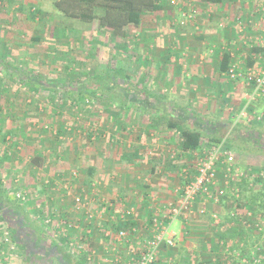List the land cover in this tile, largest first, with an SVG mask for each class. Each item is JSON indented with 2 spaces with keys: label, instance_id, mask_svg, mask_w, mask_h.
Here are the masks:
<instances>
[{
  "label": "crops",
  "instance_id": "obj_1",
  "mask_svg": "<svg viewBox=\"0 0 264 264\" xmlns=\"http://www.w3.org/2000/svg\"><path fill=\"white\" fill-rule=\"evenodd\" d=\"M166 1L168 11L170 9L171 11L167 13L164 0H158L161 4L160 13H158L161 24L159 27H154L150 23L148 29L147 39L152 42L150 47L153 55L145 57V60L147 59L145 69L147 85L134 83L135 89L130 85L133 91L143 92L142 102L145 101L148 106L155 107L156 110H153L152 115L149 116L152 120L160 115L159 122H154L159 125L161 131L156 130L158 125L150 121L145 125L127 124L126 121H122L123 113L120 117L116 113L114 131L106 135L104 133L101 135V132L99 134L92 132L91 121L83 125L82 135L88 137L86 141L96 138L102 140L95 148H89L88 144L81 143L79 137V140L71 138L74 140L71 142V149L66 153L60 150L52 152L48 147L43 152L37 148L38 142L41 146V136L38 139L36 129L31 127V125L35 126L38 121L36 110L34 119L24 117L22 120L23 117L19 118L17 114L14 118L18 121L11 119L7 121L2 116L0 119L1 123L15 124L6 132L2 131L3 134L0 133V152L4 155L8 153L6 156L8 158L12 156L16 161L23 160L22 155L25 154L28 158L27 166L38 170L40 174L43 172L41 175L45 185L51 182L56 189L59 185L61 188L69 187V190L76 187L77 191L80 190L78 193H87L88 196L89 192L94 190L93 193L98 195L94 194L95 201L89 204L93 211L101 212V217L95 221V223L99 222L97 228L94 226L96 229L94 228L93 238H96V233H98L97 239H89L92 244L91 248L87 247L86 241H81L86 253L80 256L83 257L85 264L89 261L90 264H110L114 258V252L125 255L124 251L127 246L125 243L120 245L112 237L105 236V231L111 224L108 216L110 212H115L116 216H119L126 208H133L131 217L115 223L118 226L127 227L128 231H131V228L135 229L132 232V239L134 245L137 246L152 235L154 230L152 219L156 217L161 220L165 217L169 211L168 203L175 201L179 196V190L185 184L182 170L187 169L189 175L194 173L192 165L194 157L191 152L181 150L182 138L179 129H167L164 123L166 116L180 115L185 119L183 124L185 127L191 128L188 124L195 122L193 124L195 128L200 130L205 128L209 134L218 126H225L229 122L221 116L226 114L233 119L236 116L237 123L235 124L243 123L246 119L240 116V113L244 111V108L250 110L247 102L252 86L241 80L227 78L226 71L221 70V62L227 56V68L235 65L242 72L257 63H263L264 55L254 53L252 49L256 46L264 47V0H220L216 3L206 2V0H185L188 1L187 4L184 3L185 6L178 0H176V5L170 4L169 0ZM191 9H195L196 13L189 19L187 17ZM155 13L147 16L148 21L154 22L152 19L158 17ZM142 24L143 22L139 27L142 28ZM161 91L165 92L161 93ZM168 91L172 92V95H169ZM213 94H215V99L216 96L219 97L218 106L213 113H208L209 104L214 102ZM183 96H185V101ZM235 98L239 100L238 106L236 105L238 109L232 108L231 105L227 108L229 102L231 104L235 102ZM197 104L200 105L197 106ZM141 105L142 103L138 101L133 102L131 108H138ZM1 106L3 105H0V108ZM158 109L161 110L157 112ZM9 111L14 113L10 109ZM199 114L204 116L205 123H201L200 119H195L199 117ZM212 115L221 116L214 123V120H211L212 117L210 118ZM31 120L34 123L30 124ZM86 126L90 127L89 132L85 131ZM106 142L109 148L104 150L103 144L105 145ZM31 145L33 146L29 149ZM62 152L65 153L64 155L68 153L70 159L64 161ZM50 156L53 159L51 162L49 161ZM48 167L59 171L56 174L57 177L61 173L62 177L59 179H64L66 174H69V177L63 183L57 184L54 182L55 178L46 174L51 169ZM221 168L218 169L219 179L223 174ZM88 171L93 173L90 183ZM70 172L76 173V176ZM21 179L24 183L26 182L23 177L13 178V182L20 180L19 184L24 185ZM75 180L78 183L76 185L73 184ZM2 181L0 179V183ZM220 181L218 180V183ZM92 185H96L94 189ZM231 191H235L234 183L226 188L225 195L218 203H213L201 196L198 197L192 203V212L188 218L184 219L183 215L177 218L178 227L176 229L171 228L176 219L169 221V230L174 233V244L172 246L161 245L160 257L156 264H165L166 257H170L174 263L178 264H211L213 261L215 264H228L235 257L234 254L244 255V252L248 250H244L242 244L237 246L229 244L234 235H236L235 238L238 237L233 226L231 229L219 230L220 224L223 228L224 221H230L229 214L232 216L235 214L232 207H237V204L233 205L227 199L230 198ZM57 195L61 206L71 204L61 198L62 194ZM106 200L107 202L112 200L115 203L113 210L105 206ZM201 209H204V213L200 212ZM239 209L241 211L242 207ZM243 209L245 210L244 207ZM213 213L217 215L218 223L212 218ZM233 218L235 217H232L234 221ZM233 221H230L231 224ZM80 230L79 227H75L69 236L84 235L85 233ZM216 246L219 248L218 251H216ZM225 251L226 253L223 254ZM88 255H90L89 260L86 259ZM222 256L229 261H223ZM8 263L7 259L6 264Z\"/></svg>",
  "mask_w": 264,
  "mask_h": 264
},
{
  "label": "rangeland",
  "instance_id": "obj_2",
  "mask_svg": "<svg viewBox=\"0 0 264 264\" xmlns=\"http://www.w3.org/2000/svg\"><path fill=\"white\" fill-rule=\"evenodd\" d=\"M178 1L182 5L188 3L185 0ZM52 3L53 0H0V54L6 59H10L13 64L24 71L37 75L47 82V89L38 90L37 86L11 78L0 69V105H3L0 108V119L18 121L14 118L15 114L19 118L23 117L22 120L24 117L34 119V112L37 111L38 121L35 126L31 125V127L36 131H38L40 125H44L46 129L51 128L50 131L41 132L42 136L38 135V139L41 136L42 143L39 146L40 143L38 142L37 148L45 152L48 147L52 152L60 150L65 153L71 149V142L74 140H71V138L79 140L80 137L79 141L84 145L88 144L87 147L89 148H95L98 142H102L97 138L95 140H85L88 137L82 135V127L87 121L92 122L90 125L93 129L92 132L95 131L98 134L101 132V135L102 133L106 135L108 132L114 131L116 125L114 116L116 113L119 114V117L123 113L125 120L122 121H126L127 124L140 123V125H145L150 121L157 126L156 122L150 120L148 113L134 107V109L132 108L125 113L120 104H103L102 99L97 95V93H101V89L96 94L90 90L91 88L96 90L95 84L98 81H103V76H105L104 83L107 84L106 87L114 94L121 91L124 81L132 85L134 89L136 88L134 83L147 85L148 79L145 71L147 59L145 60V57L153 55L150 47L152 42L147 39V34L149 33L150 23L154 27L160 26L161 18L159 19L158 15L160 11L155 13V16L158 17L152 19L154 22L148 21L147 18L153 13L146 14L142 18L143 21L141 20L143 22L142 28L139 27L142 22L138 26L129 25L126 36L116 38L110 32L100 31L96 22H84L64 16L53 7ZM163 3L166 12L171 11V9L168 11L167 1L164 0ZM190 3L192 2L190 1ZM180 27L183 26L180 25ZM260 64L261 62L256 65ZM109 74V77H112L110 83H108V78L105 79L106 75ZM123 75H128L127 79H122ZM81 85L89 90L85 89L83 93L76 91V88L78 90L82 87ZM164 92L161 91V93ZM168 94L172 95V92ZM104 95L106 96V94ZM214 95L212 97L214 104H209L208 113H213L218 106L219 97L216 96L215 99ZM183 98L185 101V96ZM179 101L181 102L180 99ZM234 101L232 104L229 102L227 108L231 105L232 108L236 107L237 110L239 100L235 98ZM199 105L197 104V106ZM247 106L250 107L248 111L254 118L264 113V93H260L256 99L250 100ZM9 109L14 113H11ZM219 116L221 115H212L210 118L212 117L211 120H214L215 123L219 120ZM221 117L228 119L229 122L225 126H218L209 135L225 140L229 137L228 135L231 136L234 132L233 143L235 145L244 143L243 145L251 151L239 153L236 147L231 148L239 168L251 173H264V141L256 143L253 140L258 132L264 137V129H248L244 126L248 123L264 124V119L257 120L255 118L248 121L245 118V123L235 124L237 123L236 116L234 119L226 114ZM195 119H200L201 123H205L203 115L199 114V117H195ZM196 122L198 123V120ZM29 123L32 124L34 121L31 120ZM194 123L188 125L195 128ZM14 125L0 122V133L3 134L2 131L6 132ZM197 125L200 128L202 127L199 124ZM157 128L156 130L161 131L159 125ZM204 130L205 128L201 129V131ZM85 131L89 132L90 127L86 126ZM253 134L255 135L253 136ZM201 145L204 148L211 145L207 142L206 135L203 136ZM32 146H29V149ZM103 146L104 150L109 148L108 142ZM65 153H63V157L61 156L64 161L70 159L68 153L64 155ZM6 155L0 152V179L3 180L0 188L2 192L0 194V205H3L0 207V237L5 229L8 231L9 236L13 237L7 227L8 224L16 226L23 223L25 225L24 229H20L19 235H15V242L11 241L14 244V252L12 250V256L7 258L8 264H23L25 260L26 262L35 261V263H38V251L48 254L52 252V248L48 244L49 239L63 243L67 248L68 243L72 242L70 238H74L75 241L79 239L78 237H70L69 233L75 227H79L80 232L85 229L84 209L75 211L72 208L74 196L80 194L78 193L80 190L77 191L78 188L76 189L73 186L71 190H69V187L66 189L59 187V185H57L58 189L61 188V190L56 189L53 185L49 187L52 183L45 185L41 175L43 172L40 174L38 170L27 166L28 158L25 154L22 155L23 160L17 161L12 156L8 158ZM49 161H53L52 156L49 157ZM53 170L51 168L46 174L55 178L56 181L54 182H57V184L63 183L69 177V174H66L64 179H59V177H62L61 173L57 177L56 174L59 171L54 170L53 173ZM70 173L73 175V172ZM19 177L26 179L25 183L21 179L24 185L19 184L21 183L20 180L19 182H13V178ZM244 179L245 182H241L240 179L231 182V184L234 183L235 191H231L229 193L231 194L230 198L227 199L233 205L237 204V207L231 204L234 207H232V210L235 214L233 216L229 214V219L232 222V217L235 218L233 224L230 221H224L223 226L225 228L220 227L222 225L220 224L219 230L231 229L233 226L235 233L239 235L237 234V238L234 235L232 243L229 242V244L235 246L242 244L244 250H248L244 252V256L250 258L253 251L264 246V181L258 178L247 177ZM73 184L78 183L75 180ZM17 190L26 192L25 201L13 198V194ZM56 192L62 194L61 198L71 204H68V207L61 206ZM95 196L98 195L95 194ZM239 204L240 206H238ZM8 207L17 209L18 214L12 213L11 209L8 210ZM240 207H242L241 211H239ZM90 210L92 211V209ZM90 223L97 228L99 222L95 223L90 220ZM177 227L178 219L173 221L171 228L176 229ZM97 236L98 233H96V239ZM215 248L216 251L219 250L217 246ZM75 255L78 256V253ZM234 255L235 257L231 261L225 259L224 256H222V260L229 261L228 264H237L238 257L236 254ZM87 263L90 264V261Z\"/></svg>",
  "mask_w": 264,
  "mask_h": 264
},
{
  "label": "built area",
  "instance_id": "obj_3",
  "mask_svg": "<svg viewBox=\"0 0 264 264\" xmlns=\"http://www.w3.org/2000/svg\"><path fill=\"white\" fill-rule=\"evenodd\" d=\"M170 4L176 5V0H169ZM196 13L195 9H191L187 18H192ZM226 75L231 80H241L243 83L252 86V92L249 96V100H254L260 93H264V60L261 65H255L246 69L245 72L240 71L235 65L230 66L226 70ZM242 117L246 118L248 121L252 119H264V113L260 116L253 117L248 109L244 108V111L240 113ZM250 114V115H248ZM194 157L192 175L188 174L187 169L182 170V175L185 177V184L181 187L178 193V197L175 201L169 202L167 207L169 208L168 214L161 220L154 217L152 219V224L154 230L152 235L144 239L139 245H134L132 232L135 231L131 228L125 226H118L117 221L131 217L133 214V208H126L125 211L116 216V213L110 212L109 219L111 221L110 226L105 231V236L112 237L114 241L118 244H126L125 255H121L118 252H114V258H112L110 264H156L160 257V247L162 244L172 246L174 244V233L169 230L168 223L180 216H184L187 219L189 214L192 212V203L198 198L203 197L212 201L213 203H218L220 199L225 195L226 188H228L233 181H237L242 178H252L261 179L264 181V173H251L250 171L241 170L236 163L234 152L226 146L224 140L217 143H212L208 147L199 150H194L192 153ZM221 168L223 173L221 179L218 176V169ZM73 176L76 173L73 172ZM218 180H221L218 183ZM93 189L95 188L92 185ZM94 190L87 193L77 194L74 196L73 208L75 211H80L84 209L85 214V229L81 232L84 235L79 236L78 240L71 239L72 242L68 243V252L75 255L85 254V249L82 240H87V238L93 239L94 226L91 225L90 220L94 222L99 220L101 217L100 211H91L89 204L95 201ZM103 197V196H101ZM100 197V198H101ZM13 198L17 200H26V192L23 190H17L13 194ZM103 199V198H102ZM104 202V201H103ZM105 206L109 210H113L115 203L111 200L109 202H104ZM91 212V213H90ZM204 213V209L200 210ZM212 218L218 223V218L215 213L212 214ZM77 226V225H76ZM77 242V243H76ZM14 244L10 240L8 231L3 230L0 239V264H6L7 258L12 256V250L14 252ZM226 251L223 253L225 254ZM238 257L237 264H264V246L257 248L250 254V258L244 256L241 253H236ZM225 258V256H224ZM86 259H90V255L86 256ZM165 264H178L174 263L170 257L164 259ZM211 264H215L214 261Z\"/></svg>",
  "mask_w": 264,
  "mask_h": 264
},
{
  "label": "trees",
  "instance_id": "obj_4",
  "mask_svg": "<svg viewBox=\"0 0 264 264\" xmlns=\"http://www.w3.org/2000/svg\"><path fill=\"white\" fill-rule=\"evenodd\" d=\"M220 0H206V2L210 3H216ZM53 7L61 12L64 16L75 18L80 21L84 22H96L97 27L100 29V31H106L110 32L113 36L116 38H122L126 36L127 33V27L129 25L131 26H138L141 23V20L144 15L149 13L157 12L161 9V4L158 2V0H53ZM254 53H262L264 55V47H253ZM228 62H227V56H225L222 59L221 62V70L226 71L228 68ZM0 69L3 70L6 74L9 75L11 78H16L18 81L28 83L30 85L38 86V90L47 89L44 79L38 77L37 75H32L23 69L19 68L16 64H13V62L10 59H6L3 57V55L0 54ZM107 74V73H106ZM100 76V75H99ZM108 76V77H107ZM109 75H106V78H108V83L112 82V77H109ZM126 76V77H125ZM102 77V76H101ZM104 77H102L103 81H98V83L95 84V89L91 88V92L96 94L98 90L101 89V93H97L99 95V98L102 99L103 104L108 103H117L120 104V106L124 109V112H128V110L132 109V104L142 103V105L138 108H140V111H144L148 113L149 115H152L153 110L155 111V107H151L147 105V102H142L141 97L143 95V92L140 90L133 91L132 88H130V84L124 81V84L121 88V91L117 93H112L111 90H108L104 83ZM128 75H123L121 77L122 79H127ZM82 87L79 88L76 91L83 93V90L88 89L84 87V85H81ZM81 89V90H80ZM89 90V89H88ZM74 92L73 90H71ZM105 91V92H104ZM103 92V93H102ZM106 94V96L104 95ZM81 98V97H80ZM161 109H158L160 111ZM160 115L156 116L152 121L159 122ZM164 123L167 129H179L180 136L182 138L181 142V150L184 152H193L194 150H202L204 146H202V140L203 136H207V142L208 143H217L221 141V138H218L216 136H212L207 134L206 130L201 131L198 128H188L185 127L183 124L185 123V119L183 117H180V115H168L164 119ZM246 128H254V129H264V124H246L244 125ZM55 127V126H54ZM60 127V126H59ZM44 125H40L38 127V135H41V132H45L46 130ZM50 131V130H49ZM59 132V129H58ZM57 132V133H58ZM257 132V131H255ZM233 134L227 139H225V144L230 149L236 147L238 149V152H251L250 149H248L244 143L235 145L233 143ZM255 134H253L254 136ZM243 137V136H242ZM251 139V138H250ZM249 140V137H248ZM256 143H261L264 141L263 135H260V133H256L255 138L253 139ZM263 140V141H262ZM263 151V150H261ZM91 171H88L87 175L89 176V183L92 179ZM245 179H241L240 181L245 182ZM93 181V180H92ZM49 184V182L47 183ZM0 183V188H1ZM52 184L49 185V187ZM96 186V185H94ZM48 187V186H47ZM0 189V194H1ZM3 205L1 204L0 207ZM13 208V209H12ZM11 209V212L15 215L18 214V210L14 209V207H8V210ZM234 219V218H233ZM8 229H10V232L13 237H10L11 241L15 240V235L20 232V229H24L25 225L23 223L11 226L8 224ZM224 237H222L223 239ZM1 239V237H0ZM90 238H87L86 245L88 248L92 247V244L90 243ZM96 238H94L95 240ZM15 242V241H14ZM49 246L52 248L51 254L48 253H42L38 251V263H35V261H24L23 264H85L84 259L82 256H76L71 254L67 251L65 248V245L63 243L51 241L49 239ZM20 245V244H18ZM44 255V256H43ZM219 264V263H218Z\"/></svg>",
  "mask_w": 264,
  "mask_h": 264
},
{
  "label": "flooded vegetation",
  "instance_id": "obj_5",
  "mask_svg": "<svg viewBox=\"0 0 264 264\" xmlns=\"http://www.w3.org/2000/svg\"><path fill=\"white\" fill-rule=\"evenodd\" d=\"M19 233V232H18ZM19 235V234H18ZM21 236V235H20Z\"/></svg>",
  "mask_w": 264,
  "mask_h": 264
}]
</instances>
